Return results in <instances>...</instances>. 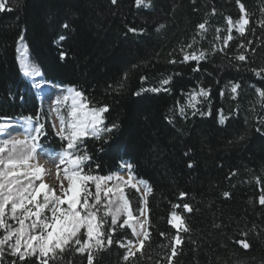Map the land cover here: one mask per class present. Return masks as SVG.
Listing matches in <instances>:
<instances>
[{
    "label": "trees",
    "instance_id": "1",
    "mask_svg": "<svg viewBox=\"0 0 264 264\" xmlns=\"http://www.w3.org/2000/svg\"><path fill=\"white\" fill-rule=\"evenodd\" d=\"M151 2L150 9H138L133 0H118L117 5L111 0H10L14 10L0 12V123L35 118L39 112V122L47 132L41 142L60 143L48 113L19 69L17 37L26 30L30 59L44 79L57 87L75 86L93 106L108 104L106 123L120 125L109 143L91 137L84 141L93 156L92 167L100 165L93 174L111 175L122 168L121 161H127L137 180L147 181L153 189L148 195L152 238L139 264H167L163 259L169 251L166 246L176 234L167 223L171 206L185 202L194 211L176 209L190 231L181 232L184 245L175 264H264V206L258 203L264 189V131H256L264 127L260 123L264 100L256 91L264 89V80L251 71L264 68V29L255 23L264 0H246L253 13L248 27L255 28L254 34L249 31L240 37L232 30L234 40L229 47L210 54L196 72L195 61L179 62L181 48L198 54L213 44L223 47L215 39L216 29L223 37L226 17L239 18L235 0ZM205 20L208 30L202 37L197 25ZM65 22L68 29L62 27ZM161 24L165 27L159 28ZM131 27L143 32H130ZM60 35L66 39L57 43ZM193 39L196 42L188 49ZM241 40L252 44L239 48ZM61 50L68 53L64 61ZM239 52L247 55V62L232 59ZM173 58L177 63H169ZM169 75L168 92L135 94L141 88L159 87L160 80ZM142 77L147 79L142 81ZM233 83L241 85L235 99ZM200 88L210 89V101L197 105L205 115H193L187 107L188 93ZM182 106L186 118L179 115ZM220 109L228 117L224 124L219 122ZM190 160L192 168L187 166ZM181 192L187 194L183 200ZM127 195L136 214L140 196L131 188ZM242 232L249 233L248 250L235 243L243 238ZM124 236L134 239L131 229L117 228L116 238ZM123 251L114 245L100 252L98 264H122ZM63 264H86V259L68 251Z\"/></svg>",
    "mask_w": 264,
    "mask_h": 264
},
{
    "label": "snow or ice",
    "instance_id": "2",
    "mask_svg": "<svg viewBox=\"0 0 264 264\" xmlns=\"http://www.w3.org/2000/svg\"><path fill=\"white\" fill-rule=\"evenodd\" d=\"M111 3L117 5L118 0H111ZM133 3L138 9L152 7L151 0H133ZM235 4L239 18L233 20L231 16L226 17L227 35L221 37L219 35L221 30L216 29L215 39L221 40L223 47L213 44L209 50L201 49L198 54L196 51L187 52L181 48L183 55L180 63L195 61L197 66L193 71H200L201 61L206 60L210 54L224 52L229 47V42L234 40L233 28L240 37H244L249 31L254 34L255 28L248 27L253 23V13L249 11L246 0H235ZM13 10L10 0H0V12ZM215 13L216 9L213 8L212 14ZM255 23L256 26L264 29V7L260 9V19ZM207 26V20L197 25L199 35L202 37L208 30ZM62 27L68 29L69 24L65 22ZM163 27H165L163 24L159 26V28ZM25 31L22 30L17 37L16 52L19 69L25 78L32 81V86L40 90L45 87L46 82L43 80L40 67L30 59L28 46L24 42ZM129 31L142 33L143 29L131 27ZM65 39L66 36L60 35L57 43ZM195 42L193 39L186 47L191 49ZM251 44L250 40H241L238 47L245 48L246 45ZM67 56L68 53L61 50L60 60L64 61ZM232 59L247 62L248 57L244 52H239L234 54ZM169 63L175 64L177 60L173 58ZM251 71L264 80V68H252ZM141 79L143 81L147 78ZM171 82L172 76L169 75L160 80L159 87L141 88L135 94L139 96L145 91L168 92ZM119 87L122 88L123 83H120ZM240 87L239 83L232 84L233 99L238 95ZM256 91L264 100V89L257 87ZM67 92L69 95H65L63 101L66 102L71 97L72 104L67 118L60 117L59 128L56 131L60 141L58 145L41 142L47 132L45 125L39 122V112L35 118L32 116L24 118L27 126L23 130L22 138L9 132V129L15 131L14 125L0 123V135L10 137L0 139V264H29L30 261L32 264H63L64 254L68 251L85 257L86 264H98L99 253L114 245L124 250L122 264H139V261L144 259L152 238L148 195L153 189L147 181L137 180L133 165L127 161H121V167L127 171V179L119 172L106 176L93 174L94 171L99 170L100 165L96 164L95 169L92 167L93 156L84 141L91 137L105 144L109 143L120 125L115 121L106 123L104 114L110 111L108 104L93 106L84 92L75 86L68 87ZM210 95V89L207 88L188 93L187 107L193 109V115H205L197 105L209 102ZM220 95H224L223 91ZM56 104L60 105L61 100L58 99ZM178 112L181 117L186 118L185 107H180ZM207 114L210 115L211 112ZM218 116L221 124L228 119L223 109L218 110ZM172 122L173 120L169 119V123ZM260 123L264 125V119L260 120ZM53 128H56V125H53ZM256 131H264V127L257 128ZM99 151H103V148ZM189 152L185 155L187 156ZM41 156L46 164L54 166L56 185L46 183L45 177L52 173L45 164L40 163ZM187 166L194 167V162L190 160ZM113 180L116 181L115 184L110 183ZM140 185H143V194L134 214L125 189H135L139 193ZM223 195L227 198L230 194L225 192ZM186 196V193H180L181 200ZM258 203L264 206V189H261ZM171 207L167 223L176 229V234L170 237L166 246L169 251L163 259L167 264H175L176 258L182 252L184 238L181 232L190 231L184 217L176 209L182 208L186 213L194 211L187 202L182 205L173 204ZM122 217L124 218L121 221ZM214 226L220 227V225ZM255 227L253 225L251 231H254ZM117 228L131 229L135 239L126 236L116 238ZM248 234L242 232L243 238L235 241L245 250L251 247L247 239ZM159 235L165 237L167 233L160 232ZM161 247L165 246L161 245ZM148 258L151 259L150 256Z\"/></svg>",
    "mask_w": 264,
    "mask_h": 264
},
{
    "label": "rangeland",
    "instance_id": "3",
    "mask_svg": "<svg viewBox=\"0 0 264 264\" xmlns=\"http://www.w3.org/2000/svg\"><path fill=\"white\" fill-rule=\"evenodd\" d=\"M233 30H235V28H233ZM17 56H18V53H17ZM18 63H19V62H18ZM24 79H25L29 84L32 85V81H31L30 79L25 78V77H24ZM33 89L35 90L34 87H33ZM66 89H68V88H66ZM35 91H36V90H35ZM36 94H37V93H36ZM70 104H71L70 99H69L68 101H66V102H64L63 99H62L60 105H57L56 102H54L52 105H47V106L44 105V104L41 105L42 110L48 113V117H49L50 125H51V127H52V129H53V131H54L55 133H56V131H57L58 128H59L60 117L63 116V117H65V118H67V113H68V111H69V109H70ZM2 123H10V124L14 125V127H15L18 131H23L24 128L26 127V123H25V120H24V119H9V120H5V121H3ZM53 125H56V128H53ZM9 132H10V130H9ZM13 133H14V134H13ZM13 133H12V135H15V136H17V137H19V138H22V135H21V136H20V135H17V134H18L17 131H16V132H13ZM4 138H10V137H9V136H6V135H1V136H0V139H4ZM41 159H42V160H41ZM40 163L45 164V166H47V164L45 163V160H44L43 156L40 157ZM48 165H51V164H48ZM51 166L54 168L53 165H51ZM117 172H119L121 175L124 176L125 179H127V171H126L125 169L120 168V170L117 171ZM117 172H115V173H117ZM115 173H113V174H115ZM111 175H112V174H111ZM46 183H49V181H47ZM110 183H111V184H115L116 181L113 180V181H111ZM140 188H141V192H139V193L137 192V193H138V195H139L140 198H141V195L143 194V185H140ZM129 189H130V188H126V189H125L126 194L128 193ZM135 191H136V190H135ZM122 218H124V217H122ZM141 219H142V218H141ZM134 239H135V237H134Z\"/></svg>",
    "mask_w": 264,
    "mask_h": 264
},
{
    "label": "bare ground",
    "instance_id": "4",
    "mask_svg": "<svg viewBox=\"0 0 264 264\" xmlns=\"http://www.w3.org/2000/svg\"><path fill=\"white\" fill-rule=\"evenodd\" d=\"M43 80L45 81L44 78H43ZM66 88L67 87H57L55 85H52V84L46 82L44 88H42L40 90H38V89L35 88L36 91L35 90L34 91L37 93V98H38V101H39L40 105L44 104V105L47 106V105H52L58 99L59 100H62L65 95H69V93L67 92V89ZM69 99H70V102L72 104L71 97ZM71 104H70V106H71ZM9 130H10L11 133H13L11 129H9ZM16 131L18 132L17 135H20V136L23 133V131H18L15 128V131L14 132H16ZM46 167L51 170V173L52 174L49 175V176H46L45 177V181L46 182L49 181V184L50 185H56L57 184V180L55 178V168H53L51 165H48V164H47Z\"/></svg>",
    "mask_w": 264,
    "mask_h": 264
}]
</instances>
